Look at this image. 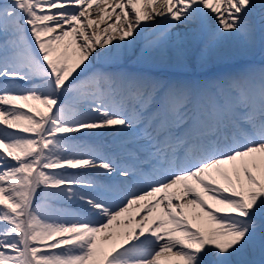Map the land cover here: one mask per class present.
Segmentation results:
<instances>
[{
	"label": "snow or ice",
	"instance_id": "1",
	"mask_svg": "<svg viewBox=\"0 0 264 264\" xmlns=\"http://www.w3.org/2000/svg\"><path fill=\"white\" fill-rule=\"evenodd\" d=\"M257 26L264 0H0V264H264V68L184 75Z\"/></svg>",
	"mask_w": 264,
	"mask_h": 264
},
{
	"label": "rangeland",
	"instance_id": "2",
	"mask_svg": "<svg viewBox=\"0 0 264 264\" xmlns=\"http://www.w3.org/2000/svg\"><path fill=\"white\" fill-rule=\"evenodd\" d=\"M260 51H264V34L260 32L259 26H257L256 40H255L254 45L251 46V49L249 48L244 51H239L237 46L235 44H232L231 46L225 47L220 58L215 59L214 61L210 62L207 66L200 67L198 64H194L190 66L188 69H186L185 71H190V72L205 71L206 69L215 67L219 65L220 63L225 64V63H230V62L241 61V58L250 57V55L257 54ZM137 55H138V50H137ZM137 55H133L131 52H129L127 56L121 58L120 63L124 64L125 66L129 68L150 67L147 65L137 63ZM96 63L99 64V62H96ZM168 71H172V70H168ZM226 72H229V71H226ZM256 259H259V257L257 256Z\"/></svg>",
	"mask_w": 264,
	"mask_h": 264
},
{
	"label": "bare ground",
	"instance_id": "3",
	"mask_svg": "<svg viewBox=\"0 0 264 264\" xmlns=\"http://www.w3.org/2000/svg\"><path fill=\"white\" fill-rule=\"evenodd\" d=\"M93 18H95V16H93ZM113 19H114V17H113ZM248 49H249V48H248ZM250 49H251V47H250ZM255 57L257 58V59H256L257 61L260 60V62H259L258 64H253V63H251L250 61H248L247 58H245L242 62H240V63L238 64V66H239V67H243V65L246 64L245 66H248V68L250 67V70H254L255 72L258 73V71H259L260 69L264 68V62H263L264 51H260V52H258V53L255 55ZM238 66L235 65V64H233L230 70H232V71L235 72V71L238 69ZM241 69H242V68H241ZM236 72H237V71H236ZM215 73H216L215 70L212 68V69H209V71L206 73L207 76H203V77H204V78H205V77H210V75L212 76V75H214Z\"/></svg>",
	"mask_w": 264,
	"mask_h": 264
}]
</instances>
